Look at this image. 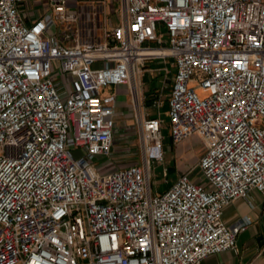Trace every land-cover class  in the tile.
Listing matches in <instances>:
<instances>
[{
	"label": "built area",
	"instance_id": "2783aa9c",
	"mask_svg": "<svg viewBox=\"0 0 264 264\" xmlns=\"http://www.w3.org/2000/svg\"><path fill=\"white\" fill-rule=\"evenodd\" d=\"M28 3L0 0V264H201L235 251L246 224H226L224 207L264 196V0H117L115 25L107 0ZM153 59L173 71L170 140L203 143L197 180L191 168L154 193L164 121L141 110L135 82ZM119 85L141 161L100 170L115 138L105 90Z\"/></svg>",
	"mask_w": 264,
	"mask_h": 264
},
{
	"label": "crops",
	"instance_id": "0c3cea01",
	"mask_svg": "<svg viewBox=\"0 0 264 264\" xmlns=\"http://www.w3.org/2000/svg\"><path fill=\"white\" fill-rule=\"evenodd\" d=\"M142 74L143 72L136 77L135 82L141 110L145 112L147 94H152L156 92L157 89L154 90V88H156L155 86L150 87L145 91L142 87ZM120 88H124L126 91L127 99L119 100L117 98L115 104L113 157L105 160L108 165H112V168L121 165L120 159H122V157H127L129 160L128 162L137 163V161L132 160V158L136 153L138 154L137 149H133L130 154L128 152L127 154H122V149H119L120 147H125L128 151L129 146H131V143L133 142L132 139L137 135L138 125L135 118V109L132 103L131 94L127 86H113L109 90L114 91L117 95ZM155 102L156 100L151 98V102L149 99L147 104L154 110L157 108L154 104ZM157 115L158 112L155 110L151 112L150 116ZM117 134L118 139L116 138ZM119 143L125 145L122 146L119 145ZM138 149L141 155L140 146ZM222 218L228 225L241 220L245 222L246 229L238 234L235 251H224L209 255L202 260L201 264H264V196L257 190L249 191L246 199L238 198L225 206Z\"/></svg>",
	"mask_w": 264,
	"mask_h": 264
},
{
	"label": "rangeland",
	"instance_id": "374dc122",
	"mask_svg": "<svg viewBox=\"0 0 264 264\" xmlns=\"http://www.w3.org/2000/svg\"><path fill=\"white\" fill-rule=\"evenodd\" d=\"M107 1L111 8V10H109L111 14L108 16V20H109L108 24L115 25L117 24V18L116 15L113 14V12L115 10L114 7L117 6L118 3H116L117 0H107ZM33 4L35 5L34 8H36L38 12L41 13L47 10L44 8L48 6V0H29L28 5L30 6ZM158 32H163V36H165V32L163 30H160ZM143 69L144 71L141 77L143 82V86H142L143 89L147 91L150 87H155V86L156 88H154V90L157 89L156 92L152 94H147L146 103H145V112L151 115V112L156 110L164 121L163 123L164 128L162 129L163 159L162 161L151 162L149 169L150 187L152 193H154L155 191L165 190L179 174L184 173L191 168H194L191 176L197 180L199 176V172L196 167V164L199 156L203 152V143L201 138L197 135H191L177 144H173L172 141L170 140V135L167 128L168 122L166 119L167 99H168V94H169L170 84L172 81V74H173L172 67L170 66V64L165 65L162 60L153 59V60H148L145 63V66L144 68H142V70ZM194 87L196 88V91L200 96L204 95V93L197 88L196 84H194ZM110 88H107L105 91L114 92L109 90ZM126 96L127 94L124 88H120L117 94V98L119 100L120 99L126 100L127 99ZM151 98L156 100L157 108L154 110L152 109V107H150L147 104L149 99L151 102ZM116 138L118 139V134L116 135ZM138 139H139V133L137 127V135L134 139H132L133 142L131 143V146H129L128 151L125 149V147H120L119 149H122L121 151L122 154H127V152L130 154L133 149H137L138 154L136 153V155L132 158V160H136L137 163H140L141 155L138 149L139 148ZM119 145L123 146L125 144L119 143ZM128 161L129 160L127 159V157L124 158L122 157V159H120V164L125 165L132 163ZM97 167L100 170H107L112 168V165H108L107 162L102 159L97 162Z\"/></svg>",
	"mask_w": 264,
	"mask_h": 264
},
{
	"label": "bare ground",
	"instance_id": "6f19581e",
	"mask_svg": "<svg viewBox=\"0 0 264 264\" xmlns=\"http://www.w3.org/2000/svg\"><path fill=\"white\" fill-rule=\"evenodd\" d=\"M153 52H156L157 50H152Z\"/></svg>",
	"mask_w": 264,
	"mask_h": 264
}]
</instances>
